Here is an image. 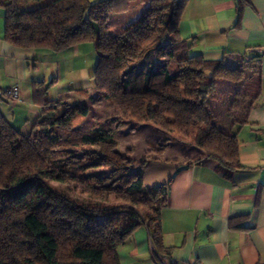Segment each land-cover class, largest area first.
<instances>
[{"label":"trees","instance_id":"1","mask_svg":"<svg viewBox=\"0 0 264 264\" xmlns=\"http://www.w3.org/2000/svg\"><path fill=\"white\" fill-rule=\"evenodd\" d=\"M20 1L0 0L6 43L54 53L92 44L89 78L120 118L190 139L223 178L241 167L236 135L219 128L209 99L218 80L238 86L227 112H239L231 126L245 123L257 94L240 89L255 66L189 55L178 31L189 0H149L137 22L114 35L102 23L129 10L130 0H51L28 11ZM34 96L41 112L29 133L0 114V264H121L118 250L140 226L156 264H172L160 229L167 187L143 186V160L123 185L122 171L96 151L107 145L118 154L112 130L73 128L88 107L45 99V90ZM53 128L63 136L51 135Z\"/></svg>","mask_w":264,"mask_h":264},{"label":"crops","instance_id":"2","mask_svg":"<svg viewBox=\"0 0 264 264\" xmlns=\"http://www.w3.org/2000/svg\"><path fill=\"white\" fill-rule=\"evenodd\" d=\"M26 1L37 8L51 0ZM148 1L130 0L129 10L108 15L102 23L105 31L114 35L137 22ZM178 31L189 55L223 61L227 67L245 61L254 65L253 94L257 99L240 126L219 120V128L235 133L238 143L241 167L232 171L229 179L217 173L213 159L161 158L165 150L140 165L143 186L167 187L160 214L162 242L170 250L166 261L264 264V0H189ZM3 33L0 8V114L14 128L22 133L31 131L41 112L42 99L35 98L36 89L45 90L48 100L74 96L73 104L89 102L88 114L77 115L82 119L99 111L104 101L97 97L89 78L94 68V62L88 61L92 45L85 43L59 53L19 49L6 43ZM219 81L217 86L226 83ZM63 84L64 89L58 91ZM11 87L19 89L16 102L6 94ZM118 255L121 264H156L143 226L133 231Z\"/></svg>","mask_w":264,"mask_h":264},{"label":"rangeland","instance_id":"3","mask_svg":"<svg viewBox=\"0 0 264 264\" xmlns=\"http://www.w3.org/2000/svg\"><path fill=\"white\" fill-rule=\"evenodd\" d=\"M18 5L20 10L23 11L35 9L30 4V1L26 0H21ZM87 45L92 44L88 43ZM95 56L93 50L88 54V61L94 62V65ZM247 67L251 68L252 64ZM253 75L252 72L248 74L240 89L241 93H244L247 97L254 95L256 77ZM219 83H223V81H219ZM64 87L65 85L63 84L58 91H61ZM237 87L236 85L223 83L217 86L215 92L212 94L213 97L210 100L211 109L215 115H219L220 122H231L235 120L236 114H239V112H235L236 114L227 112L230 107V100L234 96V91L237 90ZM226 97L227 100L225 101ZM61 98L69 104L76 102L74 96ZM88 105H90L89 102L82 104V106L87 107ZM98 110V112L89 114L85 119L76 115L72 120V127L85 131L93 128H110L112 130L113 140L116 143L115 152H118V154L113 153L112 149L107 145H102L96 151H99L106 158H109L122 171L123 185H128L131 179L135 177L136 174L134 171L137 169L136 167L139 168L142 160L159 157L164 150L166 152L161 158L165 159L179 157L184 159L189 157L198 160L199 158L205 157V154L197 149L190 139H186L178 133L165 134L151 125H136L130 120L120 118L115 109L105 101L102 102V106ZM50 134L63 136L62 132L57 128L51 129ZM81 197L85 198V195L83 194ZM99 221L101 219H97L95 222Z\"/></svg>","mask_w":264,"mask_h":264},{"label":"built area","instance_id":"4","mask_svg":"<svg viewBox=\"0 0 264 264\" xmlns=\"http://www.w3.org/2000/svg\"><path fill=\"white\" fill-rule=\"evenodd\" d=\"M8 98L12 102H16L19 98V89L17 87H11L6 92Z\"/></svg>","mask_w":264,"mask_h":264}]
</instances>
